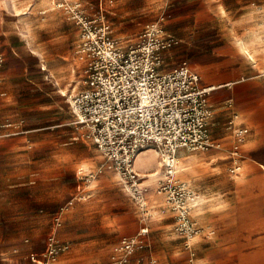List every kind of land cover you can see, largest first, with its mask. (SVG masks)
<instances>
[{
  "label": "crops",
  "instance_id": "crops-1",
  "mask_svg": "<svg viewBox=\"0 0 264 264\" xmlns=\"http://www.w3.org/2000/svg\"><path fill=\"white\" fill-rule=\"evenodd\" d=\"M180 2L195 5L188 13L192 22L174 29L176 43L163 53L165 70L186 63L199 73L202 85L214 86L208 96L213 110L208 129L212 140L219 143V148L201 152L219 171L211 173L204 187L188 181L198 194L193 217L203 227L192 240L197 259L200 264H264V77L260 75L264 68V0H204L203 10L197 8V0ZM200 20L205 21L204 27H198ZM42 31L45 36L40 44L48 58L45 61L39 54L40 75H29L28 64L20 56L22 42L31 46L32 36ZM202 31L203 50L197 45ZM77 39V24L54 8L51 0H0V120L6 113L5 100L14 104L23 83L36 85L33 92L47 101L34 107L44 110L54 108L56 76L62 88H67L66 94L75 90L72 51ZM29 48L40 53L38 48ZM235 126L246 127L248 132L236 157L240 168L230 172ZM185 153L192 152L180 151L179 155ZM77 187L81 190V184ZM80 196V201H87L80 204V230L76 233L80 249L97 244L101 233L116 237L125 221L115 207L100 202L98 193L90 189ZM152 213L156 219L151 228L156 231L145 236L147 246L130 254L127 264L161 262V252L156 254L152 248L155 243L162 244L163 252H169L176 264H184L183 240L173 231L167 205H154ZM128 221L136 232L137 221Z\"/></svg>",
  "mask_w": 264,
  "mask_h": 264
},
{
  "label": "rangeland",
  "instance_id": "rangeland-1",
  "mask_svg": "<svg viewBox=\"0 0 264 264\" xmlns=\"http://www.w3.org/2000/svg\"><path fill=\"white\" fill-rule=\"evenodd\" d=\"M80 1L88 14L98 11L105 14L111 24V36L125 47L134 45L143 29L155 22H159L164 31L173 36L174 29L192 22L188 13L195 7L194 4L180 2L182 0ZM197 1V8L203 10L206 6L204 0ZM201 18L204 19V16ZM198 23V27H204L205 21ZM44 36V31L32 36L34 41L31 46L22 42L24 48L20 56L28 64L26 72L29 75H40L37 65L39 54L45 61L48 58L40 44ZM199 38L201 41L197 45L203 50L204 31L200 32ZM29 47L38 48L40 53H32ZM166 64L167 59L162 69L168 68ZM74 75L77 78L78 73ZM53 83V89L58 92H54L52 110L34 107L45 104L47 100L33 92L36 85L32 83L21 84L19 99L14 104L5 100L6 113L0 125L12 123L14 127L3 129L1 132L4 135L0 136V264H37L31 260L30 253L42 256L52 233L62 244L68 245L67 249L58 253L55 264H108L107 258L120 239L136 234L144 225L148 227L147 234L152 232L151 223L156 219L152 207L158 203L167 205L175 233V213L166 197L157 193L164 180V168L157 153L150 147H143L135 157L138 172L142 176L148 173L139 180L147 203L141 208L114 166L70 123L69 94L61 95V79L57 76ZM17 130L22 132L6 135ZM207 161V154L201 152L179 155L175 175L187 184L189 181L197 187H204L211 173L219 171V167L215 168L216 163ZM79 166L83 167L80 174L77 172ZM81 175L83 181L78 178ZM79 184L81 190L77 187ZM89 189L98 193L100 202L115 207L125 222L116 237L107 232L101 233L97 244L80 249V236L76 235L80 230V204L87 202L80 201V195H85ZM132 219L138 225L134 233L128 225V220ZM152 248L156 254L161 252V262L156 259L152 260L153 264H176L169 252H163L165 247L162 244L155 243ZM183 254L184 264H187L185 251Z\"/></svg>",
  "mask_w": 264,
  "mask_h": 264
},
{
  "label": "built area",
  "instance_id": "built-area-1",
  "mask_svg": "<svg viewBox=\"0 0 264 264\" xmlns=\"http://www.w3.org/2000/svg\"><path fill=\"white\" fill-rule=\"evenodd\" d=\"M51 4L78 27L72 51L77 87L68 95L70 123L114 166L141 208L147 203L139 185L141 175L135 168V157L143 147L157 153L164 168V180L157 193L166 197L175 213L174 230L183 239L187 264H200L192 243L203 230L193 217L198 194L176 177L175 169L180 151L219 148L208 129L213 116L208 96L214 86L202 85L199 73L186 63L162 69L163 53L176 40L159 22L147 25L135 44L125 47L111 36V24L103 12L88 14L80 0H51ZM40 67L45 69L44 64ZM260 75L264 77V68ZM12 127V123L0 125V136L4 135L3 129ZM18 132L22 131L6 135ZM247 132L246 127L233 128L231 152L235 158L230 172L240 168L236 157ZM78 171L80 174V168ZM147 233L144 225L136 234L120 239L113 246L108 264H127L130 254L145 247ZM67 248L52 233L45 253H30V258L37 264H55L58 253Z\"/></svg>",
  "mask_w": 264,
  "mask_h": 264
},
{
  "label": "bare ground",
  "instance_id": "bare-ground-1",
  "mask_svg": "<svg viewBox=\"0 0 264 264\" xmlns=\"http://www.w3.org/2000/svg\"><path fill=\"white\" fill-rule=\"evenodd\" d=\"M249 57V56H248ZM68 83V82H67ZM75 86V85H74ZM66 89L67 88H59V91H60V93H61V95L62 96H65L66 95ZM74 89H75V87H74ZM72 90V89H71ZM69 92V91H68ZM151 151V150H150ZM144 152V151H143ZM144 154V153H143ZM141 156H142V154H141ZM143 158V157H142ZM146 159V158H145ZM148 159V158H147ZM189 159V158H188ZM182 161V160H181ZM142 163V162H141ZM149 164V163H148ZM142 165H144V164H142ZM153 166V165H152ZM183 166V165H182ZM148 167V166H147ZM145 170V169H144ZM179 170H181V169H179ZM139 174L141 175V178H143V177H145V176H142V174L139 172ZM145 183V182H144ZM148 184H150V183H148ZM146 188V187H145ZM157 195V194H156ZM151 200V199H150ZM156 200V199H155Z\"/></svg>",
  "mask_w": 264,
  "mask_h": 264
}]
</instances>
